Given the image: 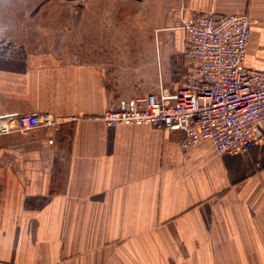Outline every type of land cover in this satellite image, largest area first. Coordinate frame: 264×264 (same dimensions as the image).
Returning <instances> with one entry per match:
<instances>
[{"label": "crops", "instance_id": "crops-1", "mask_svg": "<svg viewBox=\"0 0 264 264\" xmlns=\"http://www.w3.org/2000/svg\"><path fill=\"white\" fill-rule=\"evenodd\" d=\"M84 1L43 13L69 28L0 40V117L61 122L0 136V264H264V143L217 156L100 119L176 92L201 14L247 16L245 65L264 70V0Z\"/></svg>", "mask_w": 264, "mask_h": 264}, {"label": "built area", "instance_id": "built-area-1", "mask_svg": "<svg viewBox=\"0 0 264 264\" xmlns=\"http://www.w3.org/2000/svg\"><path fill=\"white\" fill-rule=\"evenodd\" d=\"M183 29L185 65L176 92L146 95L128 109L106 111L101 121L107 128L181 130L183 150L207 143L217 156L248 153L264 143V70L245 65L248 17L201 14ZM60 123L49 113L0 117V136L41 128L57 131Z\"/></svg>", "mask_w": 264, "mask_h": 264}, {"label": "rangeland", "instance_id": "rangeland-1", "mask_svg": "<svg viewBox=\"0 0 264 264\" xmlns=\"http://www.w3.org/2000/svg\"><path fill=\"white\" fill-rule=\"evenodd\" d=\"M86 2L88 0L84 1V3ZM80 3L81 0H0V40H12L17 36L21 39L22 33L19 30L26 33L25 29H30L35 35H38L41 27L35 26H43L44 23L50 22L48 19L54 17L60 18V20L52 21L51 29L61 28L59 25L64 22V25L66 24L69 28V21L73 17L67 13L70 11H66V14L61 13L60 16L44 15L43 13L51 8H74L77 5L80 6ZM11 29L19 30L17 32V30L11 31ZM131 33L136 34L137 32L132 30Z\"/></svg>", "mask_w": 264, "mask_h": 264}]
</instances>
